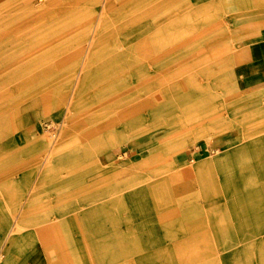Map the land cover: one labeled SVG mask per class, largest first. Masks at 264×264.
<instances>
[{
  "label": "rangeland",
  "instance_id": "rangeland-1",
  "mask_svg": "<svg viewBox=\"0 0 264 264\" xmlns=\"http://www.w3.org/2000/svg\"><path fill=\"white\" fill-rule=\"evenodd\" d=\"M96 2L0 0L5 210L18 212L17 201L30 198L36 175L27 156L38 137L47 145L35 161L54 140L57 157L26 208L44 215L58 202V216L74 218L53 232V217L30 218L10 264H264V141H255L264 135V83L242 70L259 55L264 0ZM92 9L105 14L90 49V27L100 20ZM87 54L94 78L67 128L66 102L49 103L61 91L69 97ZM129 92L137 94L132 109L114 113L111 101ZM210 140L213 154L203 148ZM196 147L201 153L188 160Z\"/></svg>",
  "mask_w": 264,
  "mask_h": 264
},
{
  "label": "crops",
  "instance_id": "crops-1",
  "mask_svg": "<svg viewBox=\"0 0 264 264\" xmlns=\"http://www.w3.org/2000/svg\"><path fill=\"white\" fill-rule=\"evenodd\" d=\"M98 18L100 19L98 24L94 25V26L91 25L92 27H90V31L92 30L94 33L93 39L89 44L90 49L93 45L95 46L97 44L98 40L101 38V34L104 33V28L102 25L103 24V21H102L103 16L100 15V16H98ZM257 44L260 47L259 55L255 56L253 59H251L250 61H252V62H250V61L245 62L244 66L242 67V70H243L245 76L252 80L251 83H254V82L264 83V31L257 37ZM112 55L114 56L113 58H117V54H110L109 55V56H111L110 58H112ZM115 61H117V60H115ZM129 61L130 60H128V61L127 60H124V61L121 60L119 62V64L129 65L130 64ZM99 63H102V64L108 63V61H107V59H105V60L102 59L99 61ZM109 63H111V62H109ZM132 63L135 64V60L132 61ZM89 64H90V57H88V54H87L83 58V61H82V64H81L79 71L77 73H75V75L73 77L74 81L75 80L76 81L74 82V85H73V88L70 92L69 97L66 99L65 93H63L61 91V93H59V95L57 96V101L55 103L54 102L49 103L54 108H57V107L59 108L62 104H64L66 102V108H65L63 120H64V124L66 125L67 128H69V126L72 124V120L75 118V116L77 114V108L76 107L82 101L81 94L83 93L84 88H85V81L87 79H91L93 77L90 75V73L93 70L89 69ZM147 64H145V65H147ZM144 67H145L144 68L145 70L142 69L140 71H143V72L147 71V67L146 66H144ZM119 71L122 72L124 70L120 69ZM120 79H122V78H120ZM128 79H129V77L125 78V80H128ZM115 80H117V79L114 78V81ZM113 85H114V89H115L118 87L119 84H113ZM136 98H137L136 93L129 92V93L125 94L124 96L117 97V98L113 99L111 101V102H113L111 105V108L114 111V113L122 112V110H124V111L130 110V109H132L131 105L136 100ZM31 131L32 130L29 131V136H33L31 134ZM125 139L127 140V143H129L133 139H135V137H128L127 136ZM56 141H58V140L52 141L49 148L43 152L42 158L40 160V164H38L37 161H35V159H36L35 154L38 153V150H37L38 148L39 149L45 148V146L47 145V140H46V138H38V137H35L32 139L30 144H32L34 146V148H31L33 150H30L29 152L33 153V154L27 156V162L30 163L32 160H34L32 163H30V166H32L35 170L34 175H36V180H34L33 183L31 184V188H30L31 195H30L28 202L25 203L24 206H22L23 205V204H21L22 200L20 199L17 201L15 208L19 209L18 212L6 211L4 204H3V202H4L3 192L4 191H2L0 194L1 195L0 199L2 200L1 201L2 203L0 204V211H2V212H0V217H3V221H2L3 234L6 233L3 240L0 239V264H10L14 260V257H16V255L18 254V252H19L18 248H20V247L16 245L17 244V242H16L17 241V233L20 231V229L21 230L22 229H28L27 224L28 223L30 224V221H31L30 218L34 217L37 220V218H41V217L42 218L53 217L50 219V220H52V222H50L52 224V226L50 228L51 232H53V230L56 229V227L63 225L66 222H72V219H74V218H68L67 216L66 217H59L58 216L59 215L58 202H56V204L53 206L51 201H50V207L48 208V205H47L46 212L44 213V215L41 214L40 211L33 213V212H31L30 208H28V209L26 208V206L31 207V205L34 202L37 195H41L42 189L41 190L38 189V185H41L43 183H45V184L49 183V182H46L48 178H45V176L47 174H49V172L51 171L52 167L54 166L55 159L57 157V149L55 148ZM255 141H264V135L256 138ZM209 142H211V143H209ZM252 143H254V142H252ZM193 148H195V147H193ZM196 148L197 149L191 150L190 157L188 156V160H190V161L194 160V158H195L194 155L199 156V154L201 153L200 149H199V147H196ZM203 148H204V151L206 153L213 154L217 151L218 146L214 145L213 142L210 140V141H208V143ZM127 151H125V152H127ZM33 163H34V165H32ZM177 171L179 172L180 170H177ZM189 172H190V169L181 170L179 173L174 175V178L176 179L180 176H185V174H187ZM167 179L170 180L171 178H166V179L161 180L160 182H155V183L153 182V180H150V181L145 183L144 187L139 186L138 189H136V191H135L136 194H133V196H137V195L139 196L140 193H142L144 191L143 189L145 187L153 188V187H159L161 185H164L167 183V181H168ZM52 180H53V178L50 179V181H52ZM51 184H52V182H51ZM55 185H56V192H57V185H58L57 178H55ZM3 186H4V180L2 183V187ZM7 186H8V190H9V196L12 197V193L15 195L16 186L11 181V179L8 182ZM57 201H58V198H57ZM54 208H56L55 213L53 211ZM11 216H15L16 218L13 221V224L10 226V225H8L9 224L8 218H10ZM21 216L29 218V219H27V220L25 219L23 221ZM135 219H136V211L134 213L133 223L135 225V232L137 233ZM43 222H45V221L43 220ZM8 226H9V228L7 229ZM32 230H37V229H32ZM11 240H12V242H11ZM18 264H29V262L25 261V260H21Z\"/></svg>",
  "mask_w": 264,
  "mask_h": 264
},
{
  "label": "bare ground",
  "instance_id": "bare-ground-1",
  "mask_svg": "<svg viewBox=\"0 0 264 264\" xmlns=\"http://www.w3.org/2000/svg\"><path fill=\"white\" fill-rule=\"evenodd\" d=\"M97 1H98V2H96V4H98V3L101 2V0H97ZM104 1L106 2V5L108 4V2H110V0H104ZM96 4H95V5H96ZM114 4H115V3H114ZM104 5H105V4H104ZM114 6H115V5H114ZM99 7H100V6H99ZM103 7H104V6H103ZM106 10H107V9H106ZM108 10H109V9H108ZM98 11H99V10H98ZM88 13H89V15H92V16H100V15H101V16H104V14H105L104 11H102L101 13H98V14H97L93 9L90 10V11H88ZM111 13H112V12H111ZM92 16H91V17H92ZM91 17H90V18H91ZM91 27H92V26H91ZM0 46H1V45H0ZM75 81H76V80H75ZM75 81H74V82H75ZM74 93H75V92H74ZM74 93H73V94H74ZM69 103H70V102H69ZM17 215H18V214H17ZM15 216H16V215H15ZM16 220H17V219H16ZM16 225H17V224H16ZM19 229H20V228H19ZM20 230H21V229H20ZM13 238H14V237H13ZM1 240H3V239H1ZM9 241H10V240H9ZM1 242H2V241H1ZM11 242H12V240H11ZM8 243H9V242H8ZM7 246H8V245H7ZM2 248H3V247H2ZM5 250H6V249H5ZM2 256H3V255H2Z\"/></svg>",
  "mask_w": 264,
  "mask_h": 264
},
{
  "label": "built area",
  "instance_id": "built-area-1",
  "mask_svg": "<svg viewBox=\"0 0 264 264\" xmlns=\"http://www.w3.org/2000/svg\"><path fill=\"white\" fill-rule=\"evenodd\" d=\"M44 126L50 133L55 134L56 130H54V128L50 129L51 127H54L51 125V123L44 124Z\"/></svg>",
  "mask_w": 264,
  "mask_h": 264
}]
</instances>
